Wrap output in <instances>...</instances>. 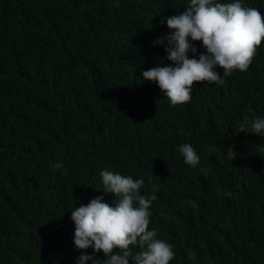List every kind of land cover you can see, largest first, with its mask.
<instances>
[{
	"label": "trees",
	"instance_id": "1",
	"mask_svg": "<svg viewBox=\"0 0 264 264\" xmlns=\"http://www.w3.org/2000/svg\"><path fill=\"white\" fill-rule=\"evenodd\" d=\"M0 264H264V0H0Z\"/></svg>",
	"mask_w": 264,
	"mask_h": 264
}]
</instances>
